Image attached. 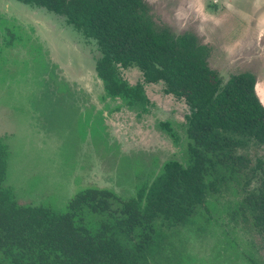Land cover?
<instances>
[{"label": "trees", "instance_id": "trees-1", "mask_svg": "<svg viewBox=\"0 0 264 264\" xmlns=\"http://www.w3.org/2000/svg\"><path fill=\"white\" fill-rule=\"evenodd\" d=\"M14 1L65 17L96 45V74L108 97L145 114L151 105L145 85L162 83L189 114L182 162L164 163L128 200L88 187L63 209L18 199L8 183L9 146L0 137V264H192L180 230L208 219L210 199L231 185L244 192L230 206V219L264 235V160L253 168L250 153L264 151V105L254 74L224 81L209 65L211 48L192 32L157 27L145 0ZM131 68L142 75L135 85L122 75ZM159 126L180 142L170 122Z\"/></svg>", "mask_w": 264, "mask_h": 264}, {"label": "rangeland", "instance_id": "rangeland-1", "mask_svg": "<svg viewBox=\"0 0 264 264\" xmlns=\"http://www.w3.org/2000/svg\"><path fill=\"white\" fill-rule=\"evenodd\" d=\"M145 2L157 27L175 35L192 32L210 47L209 65L224 81L254 74L264 99V41L256 43L254 26L240 24L239 8L226 0ZM98 57L96 45L65 17L0 0V137L10 150L8 183L22 203L63 209L88 187L111 189L128 200L165 162L182 160L188 106L165 94L162 83L146 85L150 111L139 114L106 95L96 74ZM122 75L131 85L142 81L136 68ZM161 122H170L181 142ZM263 152L251 148L253 168ZM255 186L257 180L250 189ZM243 192L231 185L210 199L209 225L201 220L203 230H180L182 248L195 264H264V235L228 214ZM226 234L235 247L229 242L221 248Z\"/></svg>", "mask_w": 264, "mask_h": 264}, {"label": "crops", "instance_id": "crops-1", "mask_svg": "<svg viewBox=\"0 0 264 264\" xmlns=\"http://www.w3.org/2000/svg\"><path fill=\"white\" fill-rule=\"evenodd\" d=\"M230 4H234L237 8L240 9L239 13L236 12L238 15H242L240 18V24L247 23L249 27H255L256 39L258 42L261 43L260 40L264 41V0H226ZM240 2V3H239ZM216 3V1H213ZM236 4V5H235ZM254 22H251V21ZM258 86L260 84L256 83V91L259 98H261V102L264 105V99L258 91ZM261 90H263L261 88Z\"/></svg>", "mask_w": 264, "mask_h": 264}, {"label": "flooded vegetation", "instance_id": "flooded-vegetation-1", "mask_svg": "<svg viewBox=\"0 0 264 264\" xmlns=\"http://www.w3.org/2000/svg\"><path fill=\"white\" fill-rule=\"evenodd\" d=\"M98 77V76H97ZM146 86V85H145ZM146 90V89H145ZM147 94V93H146ZM150 100V99H149ZM147 108H149L148 110L150 111V106H148ZM180 142H181V140H179ZM172 160H175V159H172ZM170 161V160H169ZM177 161H179V162H182L183 160H177ZM168 162V161H167ZM166 163V162H165ZM157 174V173H156ZM208 214V219H204V220H202L203 222H204V224L205 225H209V221L211 220L210 219V214H211V210H209V212L207 213ZM232 220V219H231ZM233 222H236V221H234V220H232ZM200 225V221H199V224H198V226ZM203 225V224H202ZM202 225H200L198 228L200 229V230H203V228H202ZM193 226H196V225H193ZM227 238L224 240L223 239V241H224V243L223 244H221V248H224L225 247V245H226V243H229V242H232V241H230V239H229V235L228 234H226L225 235ZM232 247H235V243H233L232 242ZM226 252V250L224 249V250H220V253H225ZM185 253L186 254H188L186 251H185ZM188 255H190V254H188ZM191 256V255H190ZM192 257V256H191ZM193 258V257H192ZM196 263V261H195V259L193 258V261H192V264H195Z\"/></svg>", "mask_w": 264, "mask_h": 264}]
</instances>
